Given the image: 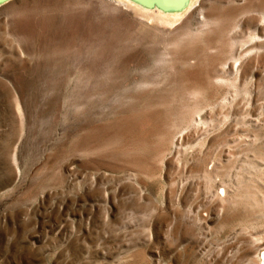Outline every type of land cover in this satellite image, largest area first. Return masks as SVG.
I'll use <instances>...</instances> for the list:
<instances>
[{
  "label": "rangeland",
  "instance_id": "rangeland-1",
  "mask_svg": "<svg viewBox=\"0 0 264 264\" xmlns=\"http://www.w3.org/2000/svg\"><path fill=\"white\" fill-rule=\"evenodd\" d=\"M128 1L0 6V264H264V0Z\"/></svg>",
  "mask_w": 264,
  "mask_h": 264
},
{
  "label": "water",
  "instance_id": "water-1",
  "mask_svg": "<svg viewBox=\"0 0 264 264\" xmlns=\"http://www.w3.org/2000/svg\"><path fill=\"white\" fill-rule=\"evenodd\" d=\"M11 0H0V6L6 4L7 2H9ZM136 4H139V6H136L135 9H139V10H143L142 7L147 8L149 11L154 10L156 11L155 6H158L160 8H165L168 5H172V4H180L182 3L184 0H131ZM190 0H186L184 6L182 7V9H184ZM181 9V10H182ZM149 11H144V12H149Z\"/></svg>",
  "mask_w": 264,
  "mask_h": 264
},
{
  "label": "bare ground",
  "instance_id": "bare-ground-1",
  "mask_svg": "<svg viewBox=\"0 0 264 264\" xmlns=\"http://www.w3.org/2000/svg\"><path fill=\"white\" fill-rule=\"evenodd\" d=\"M128 1V0H127ZM185 1L186 0H184L182 3H180V4H172V5H168V6H166L165 8H160V7H158V6H155V8H156V10L158 9V8H160V9H162V10H164V9H175V8H181V7H183L184 6V4H185ZM128 2H130V3H132V4H134L135 5V7L136 6H139V4H136V3H134L133 1H131V0H129ZM139 7H141V6H139ZM142 9L144 10V11H146L147 10V8H145V7H142ZM164 12V11H163ZM167 12V11H166ZM170 23H172L173 21L172 20H170L169 21ZM202 24H206V20L205 19H203L202 20V22H201Z\"/></svg>",
  "mask_w": 264,
  "mask_h": 264
}]
</instances>
